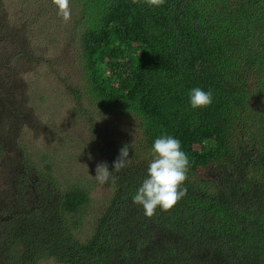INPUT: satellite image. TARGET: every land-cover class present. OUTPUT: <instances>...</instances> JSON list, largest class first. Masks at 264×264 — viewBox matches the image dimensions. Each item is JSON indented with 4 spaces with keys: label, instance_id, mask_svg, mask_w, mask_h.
I'll return each instance as SVG.
<instances>
[{
    "label": "trees",
    "instance_id": "trees-1",
    "mask_svg": "<svg viewBox=\"0 0 264 264\" xmlns=\"http://www.w3.org/2000/svg\"><path fill=\"white\" fill-rule=\"evenodd\" d=\"M71 3L80 82L68 91L79 103L84 89L105 118L133 120L147 156L128 148L131 164L115 172L128 144L109 155L91 128L86 149H98L116 179L85 242L72 230L88 187L15 172L12 206L0 204V264H264V0ZM194 87L212 92L211 105L191 107ZM161 135L189 158L187 194L149 218L132 197Z\"/></svg>",
    "mask_w": 264,
    "mask_h": 264
},
{
    "label": "rangeland",
    "instance_id": "rangeland-1",
    "mask_svg": "<svg viewBox=\"0 0 264 264\" xmlns=\"http://www.w3.org/2000/svg\"><path fill=\"white\" fill-rule=\"evenodd\" d=\"M70 6L65 23L53 0H0V204L12 206L15 172L49 173L63 190L88 187L90 202L72 230L85 242L110 197L95 179L97 164L106 160L98 149H86L91 128L98 126L100 145H109V155L126 144L131 153L146 154L137 144L133 120L120 114L105 118L84 89L79 103L69 93L80 82L71 0Z\"/></svg>",
    "mask_w": 264,
    "mask_h": 264
},
{
    "label": "clouds",
    "instance_id": "clouds-1",
    "mask_svg": "<svg viewBox=\"0 0 264 264\" xmlns=\"http://www.w3.org/2000/svg\"><path fill=\"white\" fill-rule=\"evenodd\" d=\"M53 3L58 8V15L67 23L71 19L70 0H53ZM147 3L159 7L165 0H147ZM189 98L194 109L208 107L212 103V92L194 87L190 90ZM151 151L153 159L148 165L146 177L132 197V202L142 206L144 215L149 218L156 214L158 207L162 211L172 209L187 194V188L183 185L189 170V158L177 138L161 135L154 140ZM128 158L129 149L124 146L119 150L112 170L119 172L130 165L131 160ZM95 179L100 184H105L109 179L114 183L116 177L106 163H99Z\"/></svg>",
    "mask_w": 264,
    "mask_h": 264
}]
</instances>
